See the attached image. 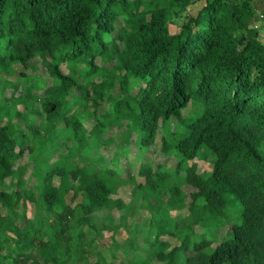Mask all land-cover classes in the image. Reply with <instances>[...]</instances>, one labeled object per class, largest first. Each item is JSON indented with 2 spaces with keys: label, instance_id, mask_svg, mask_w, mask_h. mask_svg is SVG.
Here are the masks:
<instances>
[{
  "label": "trees",
  "instance_id": "obj_1",
  "mask_svg": "<svg viewBox=\"0 0 264 264\" xmlns=\"http://www.w3.org/2000/svg\"><path fill=\"white\" fill-rule=\"evenodd\" d=\"M255 22L252 0H0V264H264ZM32 60L49 86L26 76ZM110 128L134 136V175L127 147L99 153Z\"/></svg>",
  "mask_w": 264,
  "mask_h": 264
},
{
  "label": "rangeland",
  "instance_id": "obj_2",
  "mask_svg": "<svg viewBox=\"0 0 264 264\" xmlns=\"http://www.w3.org/2000/svg\"><path fill=\"white\" fill-rule=\"evenodd\" d=\"M252 7L254 10V15H255V25L256 26H260L262 20H263V16H264V0H252ZM194 10H191V13H194ZM185 16L184 14H182L178 19L175 20L174 24H170L169 25V32L172 33L176 30L177 25H179L181 23V19L182 17ZM252 30H257L252 28ZM97 64H101L99 61H97ZM30 65L34 67L33 70H25V74L26 76L31 79L32 81H37L38 83L45 85V86H49L51 84V80L48 78V76L45 74V72L42 70V68L40 67V65L36 62V60H32L30 62ZM107 68H110L111 63H107L105 65ZM19 69H16V71ZM64 70V67H63ZM11 79H15V76H12ZM10 93L9 89H5L3 91V94L5 97H8ZM36 91L33 90L32 94H35ZM40 94V93H39ZM113 94H116V88L113 89ZM20 108V107H18ZM190 113V109H189V104L182 110V115L186 116L187 114ZM91 123V122H90ZM89 123V124H90ZM87 126V124H86ZM120 129L117 128H110L109 131L107 132V135L112 139V143H110L107 146H103L99 153L102 154L103 156H105V158H109L111 153L116 149H122L123 147H127V153L124 156L119 157V168H120V173L122 176H130V175H134L136 173V168H137V163L133 161V157L135 156V154L137 153V149L133 146V142H134V136H131L127 142V145L123 144L122 142H118L120 140ZM158 139H159V134H156V138L154 141V144L150 147H148L146 149V152L143 153L142 155V161L147 160L153 167L156 164H162L164 163V159L163 156L159 153V143H158ZM118 142V143H117ZM23 160H20V164H22ZM130 163V165H128ZM167 166H169V163H166ZM197 172L202 174V175H206L208 170H209V163L208 161H197ZM28 171L23 175L24 178H26ZM29 185L33 184V179H30L29 181ZM115 197H119L121 198L125 203L128 202L129 200V188L128 187H124V188H119L116 192ZM114 198V197H113ZM30 210L28 209V213ZM103 216L105 215V213H102ZM164 214L165 217L168 220H172V219H177L179 218L181 215L184 214V210L178 211V212H172L170 210H164ZM119 216V212L116 210H112L106 217L105 220L108 222H112V224H116L117 223V219ZM145 217V214L143 212H141L139 214V219ZM226 228H223L221 230V232L219 233L220 236L223 235V233L225 232ZM122 235H118L117 236V241H120V238H122ZM110 245V237L108 235L107 232H103L102 233V237L101 239L98 241V247L101 250H105V248H107Z\"/></svg>",
  "mask_w": 264,
  "mask_h": 264
}]
</instances>
